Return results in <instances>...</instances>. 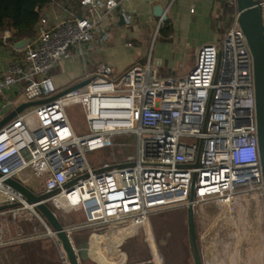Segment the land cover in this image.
Instances as JSON below:
<instances>
[{"label": "built area", "instance_id": "2783aa9c", "mask_svg": "<svg viewBox=\"0 0 264 264\" xmlns=\"http://www.w3.org/2000/svg\"><path fill=\"white\" fill-rule=\"evenodd\" d=\"M49 3L64 10L69 6L66 0ZM228 4L231 14L219 10L213 18L229 16L230 25L215 43L196 50L193 67L183 77L157 79L149 60L121 74L99 63L86 74V85L56 99H51L57 94L50 72L61 60L71 59L73 50L83 58V46L96 37L107 41L100 24L112 17L119 2L77 0L75 11L52 27L39 19L34 35L18 49L19 57L10 59L0 74V96L20 85L26 102L46 101L0 129V248L24 237L51 238L58 264H69L38 204L56 218L82 211L86 220L76 224L96 226L91 229L96 233L138 230L156 214L188 206L194 212L207 202L264 207L252 59L236 24L234 0ZM258 5L264 27V0ZM10 38L6 31L1 41L8 45ZM71 106L80 107L88 135L79 136L71 128ZM123 134L136 137L135 155L123 164L93 170L87 154L110 147L112 138ZM7 180L41 201L29 203ZM25 224L32 226V234H24ZM62 226L70 239L74 224ZM33 234L41 235L28 238Z\"/></svg>", "mask_w": 264, "mask_h": 264}, {"label": "rangeland", "instance_id": "374dc122", "mask_svg": "<svg viewBox=\"0 0 264 264\" xmlns=\"http://www.w3.org/2000/svg\"><path fill=\"white\" fill-rule=\"evenodd\" d=\"M67 112L73 131L79 136L88 135L80 107H68ZM135 151L136 137L123 134L113 137L110 147L88 153L87 160L93 170H99L104 164H123L129 156L135 155ZM62 216L58 213L62 225L74 224L72 236L89 244V259L80 264H121L123 261L128 264L150 261L192 264L185 210L156 214L138 230L118 228L103 233L91 230L96 226L76 224L86 220L82 211H69L65 218ZM160 226L164 227V236L157 238ZM194 226L196 247L203 264H264V207L261 203L255 207L243 202L227 207L213 202L198 205L194 211ZM31 227L28 224L22 226L25 235L33 233ZM40 235L33 234L28 238ZM169 239L174 246H170ZM165 243L166 247L163 246ZM0 264H58V252L51 238L16 243L0 248Z\"/></svg>", "mask_w": 264, "mask_h": 264}, {"label": "crops", "instance_id": "0c3cea01", "mask_svg": "<svg viewBox=\"0 0 264 264\" xmlns=\"http://www.w3.org/2000/svg\"><path fill=\"white\" fill-rule=\"evenodd\" d=\"M66 1L69 2L66 10L55 8L50 3L40 8V18L46 20L48 27L68 18V12L76 7L77 0ZM116 1L119 2L118 9L100 24L108 35L107 41L100 42L96 37L91 44L83 46V58L73 50L71 59L61 60L50 72L56 94L82 83L86 74L91 75L99 63L109 66L113 74H121L132 65H143L149 60L155 67L152 73L155 78H181L193 67L196 50L202 45L215 43L230 25L229 16L222 15L217 20L213 18L219 10L226 12L224 6L229 5V0ZM155 8L162 10L165 20L160 21L153 14ZM120 11L124 12L128 21H124ZM232 12L233 8L227 13ZM6 31L11 34L8 45L1 41ZM23 39L15 38L9 29L0 33V74L5 71L10 59L19 57L16 44ZM21 87H10L0 96V120L22 104L29 103L21 95Z\"/></svg>", "mask_w": 264, "mask_h": 264}, {"label": "water", "instance_id": "95a60500", "mask_svg": "<svg viewBox=\"0 0 264 264\" xmlns=\"http://www.w3.org/2000/svg\"><path fill=\"white\" fill-rule=\"evenodd\" d=\"M234 9L237 14L236 24L244 36L248 51L252 59V77L255 104V125L258 160L261 169L262 183L264 187V27L261 22V12L258 0H234ZM157 18L165 20L160 8H155L153 13ZM25 39L16 44L21 48ZM88 82L76 84L51 99H56L64 94L83 87ZM46 101L29 102L22 104L9 115L0 120V129L5 124L14 119L25 109L44 104ZM195 167V164L192 166ZM7 184L23 194L29 203H39L42 197L35 196L30 190L14 180H7ZM264 193V188H263ZM192 192H190V197ZM36 209L45 218L60 242L69 264H80L89 259V244L86 241L78 240L75 236L70 239L65 228L60 224L52 211L44 204H38ZM186 233L189 246V252L192 258V264H203L200 260L196 247V233L194 226V212L191 206L185 209ZM143 264H153L151 261Z\"/></svg>", "mask_w": 264, "mask_h": 264}, {"label": "trees", "instance_id": "16d2710c", "mask_svg": "<svg viewBox=\"0 0 264 264\" xmlns=\"http://www.w3.org/2000/svg\"><path fill=\"white\" fill-rule=\"evenodd\" d=\"M47 3L49 0H0V33L9 29L17 39L32 37L40 19L39 9ZM224 8L231 12V5Z\"/></svg>", "mask_w": 264, "mask_h": 264}, {"label": "flooded vegetation", "instance_id": "af4514ba", "mask_svg": "<svg viewBox=\"0 0 264 264\" xmlns=\"http://www.w3.org/2000/svg\"><path fill=\"white\" fill-rule=\"evenodd\" d=\"M164 228L162 227V226H160L159 228H158V230H157V232H156V236H157V238H159V237H163L164 236ZM169 237V236H168ZM172 239H169V242H171V247L172 246H174V243H172V241H171ZM159 241H160V239H159ZM164 247H166L167 246V243H165L164 245H163ZM170 247V248H171ZM174 248V247H173Z\"/></svg>", "mask_w": 264, "mask_h": 264}, {"label": "bare ground", "instance_id": "6f19581e", "mask_svg": "<svg viewBox=\"0 0 264 264\" xmlns=\"http://www.w3.org/2000/svg\"><path fill=\"white\" fill-rule=\"evenodd\" d=\"M84 226H88L87 224L86 225H84ZM27 240V237H24V238H22V239H20L19 241H17V242H14V243H12V244H16V243H20V242H22V241H26ZM11 244V245H12ZM153 264H159L157 261H151Z\"/></svg>", "mask_w": 264, "mask_h": 264}]
</instances>
